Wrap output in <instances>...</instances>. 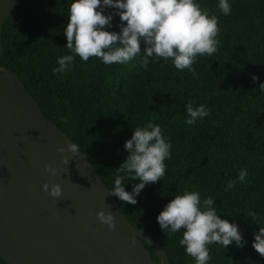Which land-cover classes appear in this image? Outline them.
I'll use <instances>...</instances> for the list:
<instances>
[{"label": "trees", "instance_id": "16d2710c", "mask_svg": "<svg viewBox=\"0 0 264 264\" xmlns=\"http://www.w3.org/2000/svg\"><path fill=\"white\" fill-rule=\"evenodd\" d=\"M1 34L171 264H264V0H18Z\"/></svg>", "mask_w": 264, "mask_h": 264}, {"label": "water", "instance_id": "95a60500", "mask_svg": "<svg viewBox=\"0 0 264 264\" xmlns=\"http://www.w3.org/2000/svg\"><path fill=\"white\" fill-rule=\"evenodd\" d=\"M17 2L0 0V257L9 264H171L18 74L1 65V28Z\"/></svg>", "mask_w": 264, "mask_h": 264}]
</instances>
